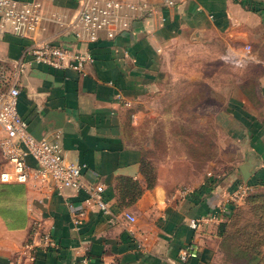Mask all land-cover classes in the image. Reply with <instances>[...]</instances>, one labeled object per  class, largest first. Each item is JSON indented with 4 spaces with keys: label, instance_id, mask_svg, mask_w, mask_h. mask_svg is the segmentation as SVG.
Wrapping results in <instances>:
<instances>
[{
    "label": "crops",
    "instance_id": "0c3cea01",
    "mask_svg": "<svg viewBox=\"0 0 264 264\" xmlns=\"http://www.w3.org/2000/svg\"><path fill=\"white\" fill-rule=\"evenodd\" d=\"M38 1L48 16L69 18L77 7V0ZM146 1L157 5L153 17L112 39L102 34L88 46L93 62L83 75L34 63L18 75L17 110L29 132L58 141L66 160L84 164L83 180L103 186L108 210L84 203L85 194L71 188L58 192L33 182L0 181V264H83L84 259L86 264H183L178 252L188 245L197 256L184 264L221 261L217 227L192 228L188 221L214 210L243 181L239 167L245 162L253 163L247 181L264 180V0H181L170 8L159 0ZM44 41L86 49L56 22L45 21L32 38L0 32V68L28 61L25 50ZM176 44L201 50L228 67L218 72L217 89L228 98L217 121L245 155L235 166L237 173L212 174L207 168L186 193L173 192L159 172L155 185L147 188L140 171L143 149L127 136L126 105H135L156 87L163 58ZM247 44L251 52L243 65L221 59L225 49L241 53ZM225 118L232 127L225 128ZM28 163L34 165L31 158ZM8 167L0 158V170ZM70 206L83 207L77 228ZM125 212L134 215L133 223ZM35 223L52 234L56 251L24 249Z\"/></svg>",
    "mask_w": 264,
    "mask_h": 264
},
{
    "label": "built area",
    "instance_id": "2783aa9c",
    "mask_svg": "<svg viewBox=\"0 0 264 264\" xmlns=\"http://www.w3.org/2000/svg\"><path fill=\"white\" fill-rule=\"evenodd\" d=\"M181 0H159V5L170 8ZM157 5L146 0H77L75 12L69 18L60 15L48 16L38 0H0V32L10 33L19 38H32L43 28L45 21L56 22L63 30L68 31L75 42L86 45L79 50L71 44L53 42L35 43L25 50L29 60L15 61L9 70L0 68V158L9 165L0 170V181L28 183L60 192L71 188L85 194L84 203H95L101 210L108 208L102 199L103 186L86 183L82 178L84 164L68 161L64 158L58 141L36 138L28 130V123L19 115L17 100L19 88L16 80L24 72L27 64H43L55 69H70L84 74L86 67L93 62L88 46L99 40L103 34L112 39L131 28L136 21L151 18L156 13ZM163 20V19H162ZM251 52V46L245 45L241 53L225 49L221 59L243 65ZM5 85V86H4ZM31 158L34 165L28 163ZM256 187L249 182L239 181L223 200L207 214L189 219V226H219L234 209L241 205L245 198ZM190 190L177 191L186 193ZM83 207L70 206L71 222L77 228L81 222ZM129 223L135 221L133 214L125 212ZM131 233L132 231L129 230ZM25 250L56 251L57 243L52 234L44 230L40 223H35L27 241ZM197 256L196 248L188 245L178 252V259L186 263ZM32 258V255H31ZM83 264H86L85 259Z\"/></svg>",
    "mask_w": 264,
    "mask_h": 264
},
{
    "label": "rangeland",
    "instance_id": "374dc122",
    "mask_svg": "<svg viewBox=\"0 0 264 264\" xmlns=\"http://www.w3.org/2000/svg\"><path fill=\"white\" fill-rule=\"evenodd\" d=\"M161 70L156 87L135 105H126L128 139L143 149L156 182L159 172L174 192L192 189L207 168L212 174L237 173L235 166L245 158L242 147L217 121L228 98L217 89L222 80L218 72L228 67L201 50L176 44L163 58ZM222 124L226 129L233 125L227 118ZM250 197L248 205H256L264 219V185L256 186ZM243 216L245 222L250 220L248 213ZM220 253L219 264H226Z\"/></svg>",
    "mask_w": 264,
    "mask_h": 264
},
{
    "label": "trees",
    "instance_id": "16d2710c",
    "mask_svg": "<svg viewBox=\"0 0 264 264\" xmlns=\"http://www.w3.org/2000/svg\"><path fill=\"white\" fill-rule=\"evenodd\" d=\"M239 1L242 4L246 2V0ZM140 171L145 178L146 187L152 188L156 183L155 174L144 158L141 160ZM249 183L262 186L264 180ZM140 193L141 190H138L136 194L130 196L129 203H132ZM249 197L250 194L241 204L242 206L245 204L243 207L237 206L228 220L217 226V236L220 238V248L226 264H264V219L261 217L262 214L258 213L256 205L252 202L248 205V200L251 199ZM247 213L250 215V220L245 222L242 218ZM228 254L230 259L226 256Z\"/></svg>",
    "mask_w": 264,
    "mask_h": 264
},
{
    "label": "water",
    "instance_id": "95a60500",
    "mask_svg": "<svg viewBox=\"0 0 264 264\" xmlns=\"http://www.w3.org/2000/svg\"><path fill=\"white\" fill-rule=\"evenodd\" d=\"M252 167H253V163L251 162V160L245 162L243 165L239 167L243 181L246 182L247 179L251 176Z\"/></svg>",
    "mask_w": 264,
    "mask_h": 264
}]
</instances>
